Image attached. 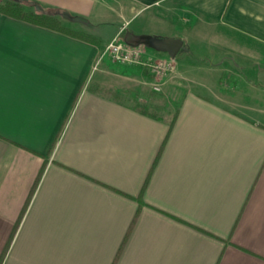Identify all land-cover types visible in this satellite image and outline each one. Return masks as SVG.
<instances>
[{
	"label": "crops",
	"instance_id": "obj_1",
	"mask_svg": "<svg viewBox=\"0 0 264 264\" xmlns=\"http://www.w3.org/2000/svg\"><path fill=\"white\" fill-rule=\"evenodd\" d=\"M7 2L64 30L0 13L1 264H264V122L215 98L230 67L264 70V0ZM111 3L141 22L92 38ZM150 37L184 55L160 106L144 66L101 57Z\"/></svg>",
	"mask_w": 264,
	"mask_h": 264
},
{
	"label": "rangeland",
	"instance_id": "obj_2",
	"mask_svg": "<svg viewBox=\"0 0 264 264\" xmlns=\"http://www.w3.org/2000/svg\"><path fill=\"white\" fill-rule=\"evenodd\" d=\"M112 4V3H111ZM115 4L113 3L109 8L108 11L104 13L103 18H99V20H95L93 18H86V33H88L89 36L96 37L99 39H103L107 36L108 33L115 32L120 27L125 31H130L134 26H136L138 23L141 22L142 18L138 19L137 21L133 22L130 26L129 22L127 25L123 24V20L120 19L119 15L116 14L115 10ZM125 21V20H124ZM72 27V26H71ZM77 30V28H75ZM149 52H152L153 54L161 55L160 53L155 52L150 47H145ZM194 54V53H193ZM183 51L178 55V57L175 59L178 61L180 58L184 57ZM208 55V54H207ZM217 58V57H216ZM193 59H198V61L195 60L191 61L194 68L193 72H188L193 81H201L203 79H208L210 76L209 74V61L206 59V54H194ZM235 63V60L230 59ZM229 61V62H231ZM238 63V62H237ZM191 67H188L190 69ZM187 69V70H188ZM209 69V70H207ZM249 69V70H248ZM207 70V71H206ZM250 73V74H249ZM174 72L171 74L173 75ZM253 74V68H238V67H230L229 68V76L222 75L223 83L222 90L219 89L218 93L220 92L225 95L217 94L215 98L216 100L223 103L224 105L228 106L229 109L233 112L240 113L247 117H253L254 119H257L261 122H264V85H261L256 81V78ZM209 84V83H208ZM207 84V85H208ZM189 88L197 91H203V89L198 88L195 84H186ZM212 84H209V87ZM152 89V85H151ZM162 92L156 93L152 91V97L155 100V106L161 105V97ZM141 108H145L146 110H149L150 112L154 111V108L152 106L144 107V105H140Z\"/></svg>",
	"mask_w": 264,
	"mask_h": 264
},
{
	"label": "built area",
	"instance_id": "obj_3",
	"mask_svg": "<svg viewBox=\"0 0 264 264\" xmlns=\"http://www.w3.org/2000/svg\"><path fill=\"white\" fill-rule=\"evenodd\" d=\"M147 53L143 45H126L114 38L104 49L102 56H107L118 64L142 65L152 76V91L159 93L163 83L175 70L173 60L146 59Z\"/></svg>",
	"mask_w": 264,
	"mask_h": 264
},
{
	"label": "trees",
	"instance_id": "obj_4",
	"mask_svg": "<svg viewBox=\"0 0 264 264\" xmlns=\"http://www.w3.org/2000/svg\"><path fill=\"white\" fill-rule=\"evenodd\" d=\"M0 13L7 15V16H10V17H13V18L31 21L33 23H42V24L44 23V24H46L48 26H52V27L56 26L58 29L64 30L61 27L60 23H58L56 20H54L50 17H45L42 15L34 14V13L26 10L22 5H20L18 3L7 2L5 4H0ZM80 37L87 39V36H84V35H82ZM175 117H176V115L174 116V119H175ZM172 122H174V120ZM43 173H44V168L41 170V172L38 175V178L35 182L34 188L31 192L30 197H29V201H30V199L33 195V192L35 190V187L38 185ZM29 201H28V203H29ZM28 203H27V205H28ZM24 211H23V214H24ZM23 214H22V216H23ZM22 216H21V219H22ZM20 220H19L18 224L20 223ZM6 251H7V249H6ZM2 261H3V258H1L0 264L2 263Z\"/></svg>",
	"mask_w": 264,
	"mask_h": 264
},
{
	"label": "water",
	"instance_id": "obj_5",
	"mask_svg": "<svg viewBox=\"0 0 264 264\" xmlns=\"http://www.w3.org/2000/svg\"><path fill=\"white\" fill-rule=\"evenodd\" d=\"M147 43L156 51L167 53L168 56L174 60L178 51L182 46V42L179 39H168V38H156L150 37ZM257 81L264 84V70L257 74Z\"/></svg>",
	"mask_w": 264,
	"mask_h": 264
}]
</instances>
